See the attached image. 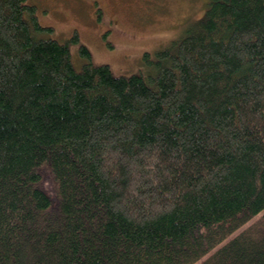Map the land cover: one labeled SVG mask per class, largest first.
<instances>
[{
	"label": "trees",
	"instance_id": "16d2710c",
	"mask_svg": "<svg viewBox=\"0 0 264 264\" xmlns=\"http://www.w3.org/2000/svg\"><path fill=\"white\" fill-rule=\"evenodd\" d=\"M205 3L121 75L0 0V264H264V0Z\"/></svg>",
	"mask_w": 264,
	"mask_h": 264
},
{
	"label": "rangeland",
	"instance_id": "374dc122",
	"mask_svg": "<svg viewBox=\"0 0 264 264\" xmlns=\"http://www.w3.org/2000/svg\"><path fill=\"white\" fill-rule=\"evenodd\" d=\"M29 1L36 4L38 22L52 27L42 36L63 41L77 32L78 41L69 42L76 66L81 65L78 47L83 43L94 63H108L114 74L121 75L145 70L146 53L153 57L206 6V0Z\"/></svg>",
	"mask_w": 264,
	"mask_h": 264
}]
</instances>
